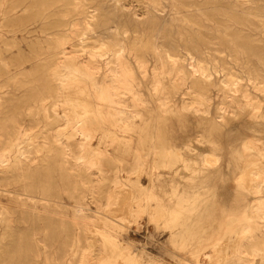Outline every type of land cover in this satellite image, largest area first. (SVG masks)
<instances>
[{
    "label": "rangeland",
    "instance_id": "rangeland-1",
    "mask_svg": "<svg viewBox=\"0 0 264 264\" xmlns=\"http://www.w3.org/2000/svg\"><path fill=\"white\" fill-rule=\"evenodd\" d=\"M54 1L57 0H0V84L3 83L0 85V88L2 87L0 89V96L3 95L2 97L5 96L8 99L2 113H0V118H18V120L26 126V129H21L24 136L21 139L34 136L32 138H35L37 141H41L39 147L42 152L37 155V163H30V168H34L37 164H39V158L44 155L45 149L48 147L44 146L43 141L46 137L50 138L51 135V139L62 138L63 140L76 144L75 151L77 153H75V151L74 153L78 156H83L87 160L95 159L97 161V158L99 159L101 156H110L115 163H104V167L106 168L107 166L110 170L114 169L117 173H119L118 176L121 177H119L121 184H119L120 187L118 186V188L120 191L118 189L117 192L119 193H116L115 195L117 198L113 196L114 199H112V202L110 200V204L112 203V205L111 207L109 206V208L106 207V210L104 207L108 202V197L106 196L111 194L114 189H117L113 183L108 182L107 180H102L101 176L96 171V168L88 170V172H90L91 178L89 179L91 181L89 179L85 180L87 182L90 181V184L82 177L81 179L80 177L76 178V174L70 179L71 181H67V184V182H63L60 179L59 172L54 169L55 172H51L52 175L50 174L52 177L49 175L51 177L50 181H47L48 187L50 188L49 199L51 201L47 212L49 219L52 221L49 224L50 226H46L42 220L38 217L36 218L35 216H32L33 214L31 213L34 212V214H38L37 212L42 213L44 211L42 209V202L40 201L42 196L40 194L38 195V193L27 195L23 194L25 183L28 181H20L17 183L11 182L7 186L8 188H4L7 190L6 192H0V208L3 209L5 213L3 216H0V218H2V221L0 222V263L59 264L64 260L62 263L67 264L71 258L67 252L69 251V254H71V249L76 247L78 243L79 245L81 244L80 246H83L81 251L85 252L83 258L78 257L80 258L79 260H77L78 258H75L77 261L73 259V264H83L84 260V264H135L130 261L133 259H136V264H201L202 261H196L192 258V253L195 251L194 246H196L197 243L182 240L181 236H178L177 238L173 237L174 235L172 236L170 228L171 224L169 220L170 212L173 209H182L187 206V203L194 200L195 202L197 201L196 204H198V211L195 210L198 214L196 216L197 223H194L195 227L202 229L204 226V228H207V222L209 221H218V223L222 221L223 224L219 225V227L222 226L221 229L225 232L223 233V240L221 241L222 243L219 244V248H221V244L224 248L219 249L221 256H223L222 258L220 256L219 261L221 260L220 262L223 264V258L225 257V261L228 262V259L236 252V250H238L240 245L238 244V247H236L237 242L235 241L236 244L234 243L236 238L234 234L240 229L245 228V226H240L243 225L241 223L250 222L254 218L252 217L254 215H252V210L250 213L249 209L248 213L247 210H244L243 208L245 205L249 207L255 204V202L257 203L262 196L260 194H256L254 190H252L253 192L251 191L254 196L250 194L251 192L249 189L251 186H253L252 188H255L256 186V184H254L256 181L251 178L252 175L250 174H253L252 171L254 168L259 169V171H263L264 169V161L259 160V158L255 155H249L244 159H240L238 156L239 152H237L238 149H235L236 141L243 137L248 139H264V119H256L250 114L242 116L241 118H226L220 121L219 126H217L218 129L213 134H210L212 135L210 137L206 131L208 122L205 123L206 121H203L202 118L193 114L191 111V113L188 112L189 110H185L186 112L183 109L180 110L181 105L184 103L191 104L194 101L193 95L189 94L190 90H188L185 95L182 94V92H179L173 96V102H171V112L165 115H162L158 110L156 100L151 95L146 94L145 97L151 103L148 111H145L142 119H135L138 128L128 133L119 132L118 134H120L121 137H124L123 143L120 145H110L107 141L117 134L115 127L110 124L115 123V120L102 124L100 129L95 122L98 120L96 118L97 116L93 118V113L89 111L92 110V107L87 104L88 97L86 94L81 95L78 94V92H73L75 90L68 91L67 95H70V98L68 96L66 98V103L58 104L57 115L54 117L53 115H49L47 98H45L44 101L41 99L39 102L32 99L29 101L27 95L25 94H27L29 89L35 88L37 84L42 83V78H44L43 75L46 76L47 71H51L53 68L51 65L53 58L55 59L58 57V55H54L55 50L52 49L54 44L56 45L57 43V37L54 38V36H48V31L46 29V5H50L54 3ZM147 1L148 0H121L120 5L125 6L133 12L136 11L140 16L139 18L144 19L147 16L144 14L146 13L148 5ZM165 1L163 2L164 6L161 7L159 15L168 19V21H170L171 17L177 13L178 17L186 18L183 16V14H185V16L188 15V18L190 17L193 18L195 22L197 21L196 23H198V25H204L203 27H205V25L206 27L208 26L209 22L203 18L202 13L208 12L207 7L209 4H207V0H200V2L199 0H175L174 2L176 3H174L173 0H169V2H167L168 0ZM180 1H183L184 3L186 2V6L189 7L187 9L185 6L187 9L186 11L182 5V7L180 6ZM250 1L251 2L245 5L246 8L244 6L245 11L240 15V22L236 24L234 23L233 25L231 24V26L230 22L227 20L228 16H226L225 13L217 16L218 18L216 17L217 19L214 21L218 20L217 23L219 22L218 25L221 27L222 31L230 25L231 27H229L228 33L238 37L241 43H248L247 45H244L248 49L251 48L250 46H255L254 48H256V50H260L264 56V0ZM59 2H56L54 4L55 6L53 5L49 10L53 11V9L57 10L58 8L61 10H68L69 8L72 9L70 6L65 8L68 5L67 1L62 0L60 2L61 4ZM175 8H178L176 9V13ZM195 11L198 12L199 15L201 14V16L199 17V15H197L198 13L196 14ZM73 14L74 13L70 14V16L64 17L63 20H70L71 17L74 19L75 14ZM219 17L222 19H219ZM51 20V22L54 20L56 22L55 25L52 24V26L49 27H53L51 31L54 32V30L57 31L62 28L60 26L57 27V24L59 23L58 16ZM213 22L210 23L212 24ZM91 43V41H88V45ZM91 45H93V43ZM70 46V44L66 45L68 51L71 50ZM244 57L245 56H243V58ZM252 60V62H255L258 65L256 58L253 57ZM3 62H5L6 65H3ZM47 66H49V69ZM188 67L189 70L193 69L190 65H188ZM35 70H37V72H35ZM33 72H35V76L32 75ZM20 73L28 75L27 78H29L31 82L23 83V81H26V78ZM196 75L198 74L196 73ZM222 75L223 74L216 75V78H223ZM33 77L34 79H32ZM36 78L39 81L35 80ZM190 82L191 81L185 84L183 88L186 89L187 87L193 85ZM7 83L8 86L6 85ZM244 83H246L245 80L241 81L240 85H244ZM141 89L143 92H149L148 88L143 87ZM7 91H9V93ZM75 110L77 111L75 112ZM212 114L215 115L214 109ZM160 116L163 117L161 118ZM244 125H247L249 129H246ZM140 136L145 139L148 138L147 140L153 138L151 144L154 145L153 152L155 153L147 162L148 166L146 169L140 171L139 173L137 172L138 174L135 173L128 175L126 170L132 167V163L134 162V157L137 152L138 154L143 155L144 150H146L140 145ZM207 138H211L217 142V152L221 154V160L215 161L216 156L213 153L214 151H212L213 147L207 143ZM130 140L131 143H129ZM82 141H84L86 145L84 147H78V144ZM189 141L192 146L191 150L187 149V142ZM74 153L73 155H75ZM13 158L14 156H12V160ZM160 159L161 161L159 162ZM74 160L75 159L72 158L71 162L83 164L81 165V170H79V172L82 171L84 163L80 162L81 160ZM155 161L158 162L157 164L161 165V168H158L157 170L154 169V164L156 163ZM208 161L213 164L208 163ZM56 165L57 163L54 166ZM114 166H117V170ZM2 169L3 167H0V171ZM192 169H205L207 171L217 172V177L213 182L209 183V185H206L207 183H203L201 179L192 180L190 178ZM250 169L251 173L249 171ZM246 172L247 174L244 175ZM247 175H249V177ZM152 178H154L153 181L155 183L156 190L151 193L141 194V188L148 187L151 184L150 182L152 181ZM73 180L76 182H73ZM55 183H57L58 186ZM89 185H92L91 188ZM202 186L204 190H202ZM207 186L208 188L210 187L209 191ZM239 186L241 190L239 189ZM70 189L71 191L76 189V196L78 198L71 197ZM77 189H84L85 191H78ZM89 190H93L92 194L88 193ZM53 191L54 193H52ZM198 191L202 195H200ZM55 193L57 194L54 195ZM68 195H70V197ZM54 196H56V198ZM30 198L37 199V208L39 207L37 210L33 211V209L28 206L29 203L24 205L26 200L28 201ZM113 201L116 203L113 204ZM77 202L80 204L82 203L81 205L83 206L85 205L87 208L85 213L87 214L84 213V217L81 215L74 219L73 207L77 204ZM130 204L132 205L130 206ZM143 205L147 206L148 211H143ZM202 205H205V208ZM200 206H202V208ZM15 209L18 210L16 211ZM128 209L131 211H128ZM168 209H170V211ZM63 210L67 213H64ZM133 210L138 213L135 215H140L137 219L138 224L134 223V215H132ZM24 211H26V213ZM200 212L205 213L201 214ZM247 214H249V217H247ZM8 216H10V218ZM62 216L65 217L63 218ZM201 219H203V222ZM11 221H13L12 224ZM2 222L6 223V225ZM72 222H75V225ZM231 222L232 224H228ZM9 224L11 226H8ZM84 224H86L87 227L89 226V230L86 226H83ZM139 225L141 229L137 228ZM179 228H183V226L179 225ZM250 228L251 230L254 229L253 226H250ZM81 229L84 230L81 231ZM84 231L87 232L85 233ZM82 237L86 239H82ZM188 237L192 239L193 235L188 234ZM229 238L232 241H230ZM72 239L74 241H72ZM78 239L80 240V243ZM224 239L227 240V243L224 242ZM228 241L231 243H228ZM232 242L234 243L233 245ZM233 247L236 248V250ZM65 249L67 251H65ZM206 252H213V249H207ZM126 254L130 255V257L124 258ZM225 255L230 256L226 259L227 256ZM253 261L254 262L251 263L256 264L261 260L260 258H253ZM224 264H226V262Z\"/></svg>",
    "mask_w": 264,
    "mask_h": 264
},
{
    "label": "bare ground",
    "instance_id": "bare-ground-1",
    "mask_svg": "<svg viewBox=\"0 0 264 264\" xmlns=\"http://www.w3.org/2000/svg\"><path fill=\"white\" fill-rule=\"evenodd\" d=\"M59 1L61 2L62 0H57L50 5H46V29L48 31V36H54V38L57 37V43L56 45L54 44V47L52 49L55 50H53L55 52L54 55H58V57H56L55 59L53 58V61L51 63L53 68L51 69V71H47L46 76L43 75L44 78H42V83L37 84L38 86L36 85V87L34 86L35 88L29 89V91H27V94L24 93L25 95H27L29 101L32 99L36 102H39L41 99L44 101L45 98H47L49 115H53V117L57 115L58 104L66 103V98L68 96L70 98V95H67L68 91L75 90L73 92H78V94L81 95L86 94L88 97L87 104L88 106L92 107V110L89 111L93 113V118L97 116L96 118L98 120H96L95 122L100 129L102 127V124L110 122L111 120H115V123L110 124L115 127L117 134L107 141L110 143V145H120L121 143H123L124 137H121L120 134H118L119 132L128 133L138 128L135 119H142L145 111H148L149 105L151 103L145 97L146 94L151 95L156 100V103L158 104V110L162 115H165L171 112V102H173V96H175L179 92H182V94L185 95L187 94V91L190 90L189 94L193 95L194 101L191 104L184 103L183 105H181V109H179H183L184 111L189 110L188 112L191 111L193 114L199 116L203 121H206L205 123L208 122L206 131L210 137L212 136L210 134H213L218 129L217 126H219L220 121L223 119L241 118L242 116L249 114L256 119H264V56L260 50H256V48H254L255 46H250L251 48L248 49L244 46L248 43H241L238 37H235V35L228 33L229 27H231L234 23L236 24L240 22V15L245 11L244 6L251 2L250 0H207V4H209V6L207 7L208 12H202L203 18L209 22L207 27L206 25L205 27H203L204 25L201 26V24L198 25V23H196L197 21L195 22L193 18H188V15L185 16V14H183V16L186 18L178 17L176 13V9L178 8H175L176 14L171 17L170 21H168V19H165V17L160 16L159 12L161 10V7L164 6L163 2L165 0H148L147 9L145 8L146 13H144L147 16L144 19H140V16L136 11L135 13L132 10L127 9L125 6L120 5L121 0H65L68 3L65 8L70 6L72 7V9H64L66 10L64 11L58 8L57 10L53 9V11H50L49 9H51V7ZM174 1L175 0H173V2ZM167 2H169V0ZM185 3L183 1L179 2L180 6L182 5L186 11L189 7H187V4ZM185 6L187 7V9ZM72 13L75 14H73L75 16L74 19H72L71 17L70 20H63L64 17L70 16V14ZM197 13L198 12H196V14ZM222 13H225V15L228 16L227 20L230 22V25L232 24L231 26H227L224 31H222L221 27L218 25V20L214 21L218 18L217 16L223 15ZM197 15H199V13ZM57 16L59 17V23L57 24V27L60 26L62 28L58 29L57 31L54 30L53 32L51 31L53 27H49L52 26V24L55 25V20L51 22V19ZM200 16L201 14L199 15V17ZM219 19L222 18L219 17ZM210 22L213 23L211 24ZM88 41H91L93 45H91L92 43L88 45ZM67 44L71 45V50L69 51L66 47ZM243 56H245L246 58H243ZM253 57L257 59L256 61L258 65L255 62H252ZM3 65H6V63L3 62ZM48 65L51 66L50 64ZM188 65H190L193 69L189 70ZM49 66H47L48 69ZM35 72H37V70H35ZM35 72H33L32 75H34ZM196 73L198 75H196ZM219 74H223V78H216V75ZM23 76L26 78V81H23V83L31 82V80L27 78L28 75L25 74ZM32 79H34V77ZM35 80H37V78ZM243 80H245L246 83H244V85H240V82ZM189 81H191L190 83H192L193 85L184 89V85L189 83ZM2 84L3 83H1L0 85ZM6 85L8 86V83ZM143 87L148 88L149 92H143L141 89ZM7 92L9 93V91ZM2 96L3 95L0 96V113H2L6 105L5 103H7L8 101L5 96ZM213 109L215 111V115L212 114ZM76 111L77 110H75V112ZM160 117L162 118L163 116ZM244 127L246 129H249L247 125H244ZM22 128L26 129V126L23 125V123L18 120V118H0V167H3V169L0 171V192H6L7 190L4 188L7 187L11 182L17 183L20 181H28L27 183H25L23 194H40L42 196L40 201L42 202V209L44 210L42 213L37 212L38 214H34V212H31L33 214L32 216H35L36 218L38 217L44 222V225L47 226L52 221L49 219L47 212L49 203L51 202L49 199L50 188L48 187L47 181H50L52 177L51 172H55L54 169H56L60 174V179L63 182H67L72 177H74L75 174L77 175V177L75 176L76 178L80 177L81 179L82 177L84 178V180L89 179L91 177L88 170L96 168V171L101 176L102 180H107L108 182H111L116 186L115 188L117 190L114 189L112 191L111 189L113 193L110 191L111 194L106 196L108 197V202L104 207H111L112 203L110 204V200L112 202V199H114L113 196L115 197L116 193H119L117 191L119 189V184H121V180L119 179L120 176H118L119 173H117V171H115L114 169H111V171L106 166V164L105 166L107 169L104 167V163H115V161L112 160L110 156H101L99 159L97 158V161L95 159L87 160L83 156H78L75 154L77 153L75 151L76 144L67 140H63L62 138L51 139L50 135V138L46 137V139L44 138V141L41 139L44 143V146L48 147L45 149L44 155L39 158V164H37L34 168L31 167V169L30 165L38 160L37 155L38 153L42 152L41 148L39 147L41 141H37L35 140V138H32L34 136L21 139L24 137L23 133L21 132ZM147 139L142 138L141 136L139 137L140 145L146 150H144L143 155H140L137 152L134 157L132 167L126 170L128 175H132L137 172L139 173L140 171L146 169L148 166L147 162L155 153L153 152L154 145L151 144L153 138L150 140ZM207 140V143H209L213 147L212 151H214L213 153L216 156L215 161L221 160V154L217 152V142L212 140L211 138H207ZM129 143H131V140L129 141ZM85 145L86 144L84 143V141H82L80 144H78V147H84ZM191 148V142L189 141L187 142V149L191 150ZM235 149H238L237 152H239L238 156L240 159H244L249 155H255L257 158H259V160L264 161V139H248L246 137L240 138L236 141ZM73 153L75 155H73ZM12 156H14L13 160ZM72 158L75 159L74 161L81 160L80 162L84 163L82 171L79 172V170H81V165L83 164L78 162H71ZM160 161L161 159L159 160V162ZM54 162L57 163L56 166H54L56 164ZM155 162L156 163L154 164V169L157 170L158 168H161V165L157 164V161ZM208 163L212 162L208 161ZM116 167L115 169L117 170ZM255 169L256 168L253 169L254 172L252 171L253 174L250 175H252L251 178L256 181L254 183L256 184V186L255 188H252L253 186H251L249 190L250 192L254 190L256 194H260L262 196L257 203L255 202V204L249 207L245 205V207L243 208L244 210H247V212L250 209V213L252 210V215L254 214L252 217L254 218L250 222L241 223L243 225L240 226H245V228L240 229L239 227L240 230L238 229V232L234 231L237 232L234 234L236 237L235 240L233 239L234 243L235 241L237 242V246H235L238 247V244L240 245L238 250L233 247L236 252L232 251L235 253H232L233 255L230 258V255H225L227 256L226 259H229L227 262L225 261L224 257L223 264L225 262L226 264H252L251 262H254L253 258H260L261 261L257 262L256 264H264V169L263 171ZM249 171L251 173V169ZM246 174L247 172L244 175ZM247 176L249 177V175ZM216 177L217 172H211L205 169H192V174L190 176L192 180L201 179L203 183H207L206 185H209V183L213 182ZM153 179L154 178L151 179V184L148 187L141 188V194L151 193L156 190ZM253 179L252 181L254 182ZM73 182L76 181L73 180ZM55 184L57 185V183ZM209 188L207 186L208 191L210 190ZM239 189L241 190L240 186ZM77 190L82 191L84 189ZM202 190H204V188ZM92 191L89 190L88 193L92 194ZM199 191L198 193L200 194V192L202 191ZM252 192L250 193L251 195ZM52 193H54V191ZM56 194L57 193H55L54 195ZM70 194L71 197L76 198V189L72 191L70 189ZM68 196L70 197V195ZM54 197L56 198V196ZM27 203H29L28 206L33 209V211L39 208H37V199L35 198H30L28 199V201L26 200L24 205H27ZM114 203L116 202L113 201V204ZM196 203L197 201L195 202L194 200L190 203H187V206L183 207L182 209L172 210L170 207L172 211L170 212L169 220L171 224L170 228L172 231V236L174 235L173 237L176 238L178 236H181L182 240L197 243V245L194 246L195 251L192 253V258L194 260L202 261L201 264H219V262L221 261H219L221 256L219 249L224 248L222 247V244L220 245L221 248H219V244L222 243V236L225 232L222 231V226L219 227V225H222L223 223L222 221L220 223H218V221H209L207 222V228H204V226L202 229L195 227L194 223H197L196 216L198 215L196 213L198 211V204ZM81 204L77 202V204L73 207L74 219L83 215L87 210L85 205L83 206ZM132 204H130V206ZM202 206L200 207L202 208ZM143 207V211H148L147 206L143 205ZM170 209L168 210L170 211ZM195 210L197 211L195 212ZM63 211L64 213L66 212L65 210ZM128 211L131 210L128 209ZM24 212L26 213V211ZM132 212V215H134V223L138 224L137 219L140 215H135L138 214L135 210H133ZM4 214V210L0 208V216H3ZM84 216L85 215H83V217ZM8 217L10 218V216ZM247 217H249V214H247ZM1 221L2 218H0V222ZM13 221H11V224L13 223ZM201 221L203 222V219H201ZM3 224L6 225V223ZM73 224L75 225V222ZM228 224H232V222ZM179 225H182L183 228H179ZM8 226L11 225L9 224ZM83 226H86V224H84ZM250 226H253L254 229L251 230ZM137 228L141 229L140 225ZM84 229H81V231ZM87 231L84 232L86 233ZM188 234L193 235V238H189ZM84 237H82V239ZM72 241L74 240L72 239ZM226 241L227 240L224 239V242ZM230 241H228V243ZM234 243L232 242V245ZM80 245L77 243L76 247L72 246L73 248L71 249V254H69V251L67 252L71 257L67 264H73V259L75 258H83L85 251H81L83 249V246ZM210 248L213 249V252H206V250ZM65 251L67 250L65 249ZM127 257H130V255L126 254L124 256V258ZM222 257L223 256H221V258ZM79 259L80 258H78L77 260ZM130 261L135 264L137 263L136 259ZM62 262H64V260ZM62 262L59 264H63Z\"/></svg>",
    "mask_w": 264,
    "mask_h": 264
}]
</instances>
